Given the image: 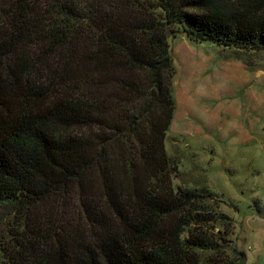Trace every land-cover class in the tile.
<instances>
[{
    "label": "trees",
    "instance_id": "1",
    "mask_svg": "<svg viewBox=\"0 0 264 264\" xmlns=\"http://www.w3.org/2000/svg\"><path fill=\"white\" fill-rule=\"evenodd\" d=\"M178 33L264 51V0H0L4 264H220L164 145ZM72 186L84 215L53 205Z\"/></svg>",
    "mask_w": 264,
    "mask_h": 264
},
{
    "label": "rangeland",
    "instance_id": "2",
    "mask_svg": "<svg viewBox=\"0 0 264 264\" xmlns=\"http://www.w3.org/2000/svg\"><path fill=\"white\" fill-rule=\"evenodd\" d=\"M170 42L176 109L164 145L174 184L203 193L213 212L202 226L221 243L205 258L224 264L240 251L238 264H264V51L193 42L183 33ZM65 198L54 199L59 212L82 213L79 187ZM13 216L0 206V264L10 255L2 238Z\"/></svg>",
    "mask_w": 264,
    "mask_h": 264
},
{
    "label": "crops",
    "instance_id": "3",
    "mask_svg": "<svg viewBox=\"0 0 264 264\" xmlns=\"http://www.w3.org/2000/svg\"><path fill=\"white\" fill-rule=\"evenodd\" d=\"M173 50V49H172Z\"/></svg>",
    "mask_w": 264,
    "mask_h": 264
}]
</instances>
